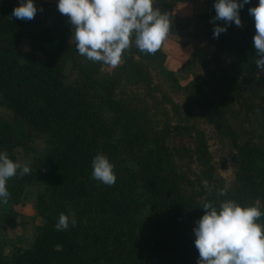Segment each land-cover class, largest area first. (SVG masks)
<instances>
[{"label":"trees","instance_id":"1","mask_svg":"<svg viewBox=\"0 0 264 264\" xmlns=\"http://www.w3.org/2000/svg\"><path fill=\"white\" fill-rule=\"evenodd\" d=\"M214 2L209 0L208 13L202 16L206 34L218 50L232 56L234 68L246 74L248 94L247 100L237 95L233 101L232 95L243 88L235 76L220 72L212 78L237 107L232 114L237 128H228L236 142L237 164L223 197L218 191L225 187L198 127L166 123L155 131L148 111L116 97L110 83L97 81L75 62L69 72L74 77L67 75L73 55L68 18L57 15L52 26L33 27L10 18L20 0H0V109L9 112L0 114V152L14 162L16 149L32 155L26 164L30 174L8 180V202L17 203L29 186L38 183L43 188L36 200L40 224L32 242L10 255L0 246V264H197L191 234L204 214L203 203L218 206L228 199L247 207L258 201L264 212V118L263 107L255 103L262 99L264 83L257 81L251 24L239 30L234 22H212ZM250 7L251 0L240 10L241 21L250 22ZM216 25L227 27L219 38L213 37ZM25 40L29 48L23 53L19 46ZM129 54V75L148 88L149 71L134 57L153 67L150 60L159 51L145 55L133 43ZM218 56L214 52V64ZM168 84L176 91L186 86L191 90L195 81L183 86L172 76ZM221 109L230 112V102H223ZM170 138L180 146L170 150ZM36 140L44 141L40 151L30 145ZM98 153L114 165L113 186L92 178V160ZM186 162L196 166L195 181L179 170ZM61 213L69 215L65 231L55 229ZM257 223L264 224V216Z\"/></svg>","mask_w":264,"mask_h":264},{"label":"rangeland","instance_id":"2","mask_svg":"<svg viewBox=\"0 0 264 264\" xmlns=\"http://www.w3.org/2000/svg\"><path fill=\"white\" fill-rule=\"evenodd\" d=\"M251 1L255 6L257 0ZM34 3L38 11L34 19L27 21L30 26H52L55 17L62 15L57 8L58 0H34ZM153 6L159 9L162 14L168 15L171 28L158 50L159 55L152 61L150 60L153 67L156 68L155 70L147 62L134 57V62H141L143 64H141L142 69L149 71L151 81L148 88L144 87L143 84L137 85V77L134 74L129 75L130 65H127L130 59L129 50L123 53L120 66L111 69L107 65L92 62L81 56L76 51L75 43L71 41L72 31L69 36V43L72 46L73 55L72 61L67 64L66 73L69 74L70 67L75 62L91 72L97 81L110 83L114 88L116 97L123 96L148 111L155 125V131H159L166 123L172 127L181 124V122H186L188 125L198 127L204 133L218 178L224 187L229 189L233 182V172L237 164V151L236 142L231 138L228 128L231 129V132L237 128L232 117L237 107L235 103H231L229 94L221 92L220 85L222 84L213 83L212 78L214 76L220 77V72L234 75L243 88L237 89V93L232 95V100L235 101L237 95L242 96L241 100H247V85L244 82L246 74L239 71L237 67L234 68L232 56L226 51L218 50L217 46L211 43L207 36L202 16L208 13L209 0L179 3L176 0H154ZM249 20L250 22L243 20V26L236 28L245 30L250 23L252 31H249L248 34L253 42L255 24L251 16ZM28 48L29 45L26 40L19 46L23 53ZM195 51L199 52L198 57L195 56L197 53L194 55ZM214 52L219 55L218 64L211 61ZM208 61L209 64H206ZM172 76L177 78L183 86H186L191 80L195 81V85L191 90H188L186 86L185 90L176 91L174 88H170L168 84V80ZM256 76L257 81L263 84L264 71L256 68ZM260 96L262 99L255 100V103L257 102V105L263 107L264 118V94ZM227 101L230 102L232 110L222 112L221 106L223 102ZM0 114L8 116L9 112L0 109ZM217 115H219V119L216 118ZM262 124L264 125V123ZM243 127L248 128L249 123ZM30 145L36 151H40L44 147V141L36 140ZM173 146L179 147L180 145L170 138L167 147L171 150ZM14 154L21 164H28L32 158L31 154H26L21 148L16 149ZM182 166V168L179 167V170L185 173L184 175L188 179L195 181L196 166L191 162H186ZM42 192V186L37 183L29 186L22 199L17 203H0V246H3L6 255L12 254L15 249L27 248L32 242L36 228L40 224L36 211V200ZM191 236L195 241V234L192 233Z\"/></svg>","mask_w":264,"mask_h":264},{"label":"clouds","instance_id":"3","mask_svg":"<svg viewBox=\"0 0 264 264\" xmlns=\"http://www.w3.org/2000/svg\"><path fill=\"white\" fill-rule=\"evenodd\" d=\"M249 3L250 0H215L216 14L212 22L224 21L225 25L234 22L242 27L240 10ZM153 5L154 0H58L57 8L72 25L71 41L76 51L92 62L115 69L133 43L141 53L154 55L168 36L171 21ZM37 11L34 0H20L10 18L30 21ZM248 11L255 24V66L264 71V0H259L258 5ZM226 31V26L216 25L213 37L219 38ZM30 172L28 165L14 162L6 152H0V203L7 204L10 198L8 180ZM91 175L107 186H113L117 179L114 165L99 153L92 160ZM202 184L208 187L207 180ZM218 195L226 196V188L220 189ZM201 208L204 214L193 229L199 253L197 264H264V224L257 223L264 212L258 201L254 206L244 207L226 199L218 206L205 202ZM76 223V219H71L72 226ZM68 228L69 215L61 213L55 229L65 231Z\"/></svg>","mask_w":264,"mask_h":264}]
</instances>
